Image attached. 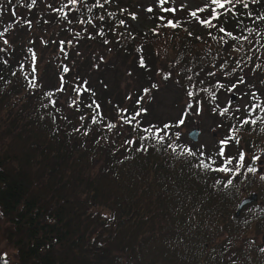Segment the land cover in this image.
<instances>
[{
    "label": "trees",
    "instance_id": "1",
    "mask_svg": "<svg viewBox=\"0 0 264 264\" xmlns=\"http://www.w3.org/2000/svg\"><path fill=\"white\" fill-rule=\"evenodd\" d=\"M135 1L0 0V218L12 264H264V243L246 235L264 229V204L235 214L251 191L264 199L251 159L264 153V0L190 15L199 32L167 3L152 31L132 29ZM162 93L204 107L228 138L216 155L161 120Z\"/></svg>",
    "mask_w": 264,
    "mask_h": 264
},
{
    "label": "rangeland",
    "instance_id": "2",
    "mask_svg": "<svg viewBox=\"0 0 264 264\" xmlns=\"http://www.w3.org/2000/svg\"><path fill=\"white\" fill-rule=\"evenodd\" d=\"M223 0H137L134 2L132 9V19H130L129 27L132 29L152 31L155 25L158 26V22L155 23L157 19V14L159 10L163 11L164 3H167L170 12H173L174 21H182L185 23L186 27L190 31L199 32L202 31V23L190 15H202L204 17L212 18L215 13L221 8ZM158 12V13H157ZM91 58L92 64L97 58V52L92 48L86 51ZM121 77V76H120ZM129 79L127 77L121 79V86H125ZM160 104L158 105L160 109L157 113L161 115V120L170 124L175 128H180L179 134L184 139L185 142L196 145L197 149L208 156H214L217 153V148L219 141L218 139H224L223 135H219L217 127H215L212 122L213 120L209 117L207 118L204 112V107H197L195 101L189 97L182 95H171L169 93H162L158 97ZM182 116L185 117L181 121ZM194 128H199L200 132L198 134L197 141H193L189 138L188 133ZM228 138L225 137L224 140ZM225 154L234 155L236 154L237 147L235 143L229 139L228 141H223ZM251 153L244 152V156L248 158ZM260 152L255 158H251L255 163L256 168L258 165H262L263 162L260 161ZM264 172V167L261 169ZM251 193H256V191H251L240 198V200ZM261 200L264 204V199ZM258 202V201H257ZM253 203V202H252ZM237 209V208H236ZM4 225L2 224L0 218V264H12L16 258V251L9 247L3 236ZM264 234V229L259 230L255 225L250 227L247 232V237L254 238L257 242H261V238Z\"/></svg>",
    "mask_w": 264,
    "mask_h": 264
},
{
    "label": "water",
    "instance_id": "3",
    "mask_svg": "<svg viewBox=\"0 0 264 264\" xmlns=\"http://www.w3.org/2000/svg\"><path fill=\"white\" fill-rule=\"evenodd\" d=\"M199 132H200L199 128H194L193 130H191L188 133V136L193 141H197ZM256 200H257V194H255V193H251L249 196L242 198L238 204L236 215H238L240 213V211L242 210V208L244 206H246V205H248V204H250ZM261 242L264 243V234L261 238Z\"/></svg>",
    "mask_w": 264,
    "mask_h": 264
},
{
    "label": "flooded vegetation",
    "instance_id": "4",
    "mask_svg": "<svg viewBox=\"0 0 264 264\" xmlns=\"http://www.w3.org/2000/svg\"><path fill=\"white\" fill-rule=\"evenodd\" d=\"M260 161H258V164L262 161L263 162V164L260 166V165H258V167H257V169H258V171H261V169L264 167V153H261V157H260V159H259Z\"/></svg>",
    "mask_w": 264,
    "mask_h": 264
}]
</instances>
